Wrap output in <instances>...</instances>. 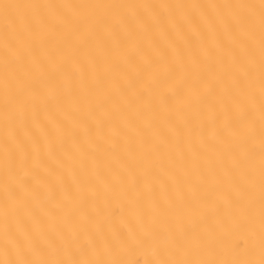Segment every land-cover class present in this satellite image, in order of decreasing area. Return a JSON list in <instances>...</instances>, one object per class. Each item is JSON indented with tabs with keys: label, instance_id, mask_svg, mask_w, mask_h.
<instances>
[{
	"label": "bare ground",
	"instance_id": "bare-ground-1",
	"mask_svg": "<svg viewBox=\"0 0 264 264\" xmlns=\"http://www.w3.org/2000/svg\"><path fill=\"white\" fill-rule=\"evenodd\" d=\"M0 264H264V0H0Z\"/></svg>",
	"mask_w": 264,
	"mask_h": 264
}]
</instances>
